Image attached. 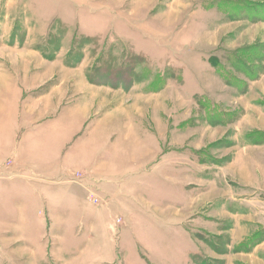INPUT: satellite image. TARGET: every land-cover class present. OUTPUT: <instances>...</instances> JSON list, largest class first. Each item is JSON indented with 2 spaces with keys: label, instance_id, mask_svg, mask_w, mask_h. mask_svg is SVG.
Wrapping results in <instances>:
<instances>
[{
  "label": "rangeland",
  "instance_id": "rangeland-1",
  "mask_svg": "<svg viewBox=\"0 0 264 264\" xmlns=\"http://www.w3.org/2000/svg\"><path fill=\"white\" fill-rule=\"evenodd\" d=\"M1 73L43 119L79 105V146L149 179L77 192L47 233L0 226V264H264V163L223 172L264 155V0H0Z\"/></svg>",
  "mask_w": 264,
  "mask_h": 264
},
{
  "label": "crops",
  "instance_id": "crops-1",
  "mask_svg": "<svg viewBox=\"0 0 264 264\" xmlns=\"http://www.w3.org/2000/svg\"><path fill=\"white\" fill-rule=\"evenodd\" d=\"M0 75V104L4 105H0V226L3 232L20 231L21 226L16 229L12 220L17 219L26 226L28 217L33 216L39 217L38 223L46 219L45 216L51 219L49 229L44 230L46 233L58 220L69 226L67 222L71 221L70 218L75 213H82L79 207L83 202L76 198L77 192L86 194L97 187L100 197L108 195L113 201L117 194L128 190L133 195L137 194L144 178L149 179L148 172L144 170H121L120 166L128 163L124 159L123 162L113 163L114 159L109 157L111 162L106 166L105 147L96 149L97 152L92 155L83 150V145L79 146L80 138L76 142V137L82 129L81 125H85L83 120L88 117L79 105L71 102L61 107V112L66 110L63 117L59 112L52 118L43 119L42 110L46 107L43 99L29 95L22 81L11 79L6 73ZM251 150L250 155L243 152L249 159L239 155L228 166V171H223L229 174L228 178L233 177L230 170L243 167V171L247 172L251 167L257 169L264 163V155ZM142 173L145 175L139 177ZM81 177H86L85 187L83 183L78 185L77 179ZM219 180L225 182L223 176L218 175L216 186ZM100 213L105 216L104 210ZM44 231L40 226L39 230L25 235L36 237Z\"/></svg>",
  "mask_w": 264,
  "mask_h": 264
}]
</instances>
